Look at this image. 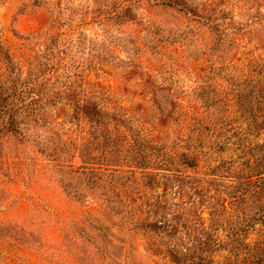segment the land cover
Masks as SVG:
<instances>
[{
    "label": "rangeland",
    "instance_id": "374dc122",
    "mask_svg": "<svg viewBox=\"0 0 264 264\" xmlns=\"http://www.w3.org/2000/svg\"><path fill=\"white\" fill-rule=\"evenodd\" d=\"M124 8L133 21L113 18ZM70 12L72 24L51 25ZM77 29L86 36L80 51L68 44ZM47 30L78 60L83 95L122 113L152 142L184 140L206 120L195 96L210 82L211 58L239 76H264V0H0V44L22 78ZM3 68L0 56V81ZM69 112L59 101L24 118L19 134L0 137V264H161L130 225L155 196L156 171H117L122 160L136 164L130 132L92 129L82 114L69 121ZM231 156L228 149L215 159ZM168 205V214L177 207Z\"/></svg>",
    "mask_w": 264,
    "mask_h": 264
},
{
    "label": "trees",
    "instance_id": "16d2710c",
    "mask_svg": "<svg viewBox=\"0 0 264 264\" xmlns=\"http://www.w3.org/2000/svg\"><path fill=\"white\" fill-rule=\"evenodd\" d=\"M122 10L123 14L113 10L115 20H134L130 9ZM74 17L70 12L51 25L56 29L72 24ZM75 33L68 44L80 51L86 36L78 29ZM37 35L36 61L24 78L0 44L5 76L0 81V137L19 134L24 118L39 115L59 101L67 104L69 121L82 114L92 129L122 126L130 132V147L138 158L135 165L122 160L117 171L127 177L137 170L142 175L149 168L156 171L151 177L155 196L151 203L146 201L144 217H136L130 225L143 231L148 250L162 258L161 264H264V138L259 144L250 142L264 136V76H239L211 58L210 82L195 96L206 120L184 140L152 142L142 138L122 113L103 110L83 95L78 60L55 30ZM233 116L238 126L231 124ZM228 149L234 156L215 159ZM199 164L202 173L196 168ZM161 187L165 190L159 192ZM169 202L177 207L168 214ZM164 213L170 219L160 220ZM150 215L153 221L145 225ZM179 231L185 238H175Z\"/></svg>",
    "mask_w": 264,
    "mask_h": 264
}]
</instances>
